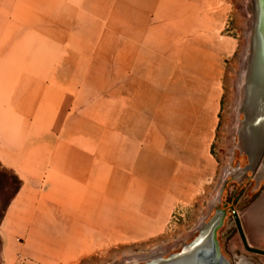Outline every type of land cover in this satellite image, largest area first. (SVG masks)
Here are the masks:
<instances>
[{"label": "rangeland", "instance_id": "rangeland-1", "mask_svg": "<svg viewBox=\"0 0 264 264\" xmlns=\"http://www.w3.org/2000/svg\"><path fill=\"white\" fill-rule=\"evenodd\" d=\"M248 10L0 0V264H122L192 240L232 164Z\"/></svg>", "mask_w": 264, "mask_h": 264}, {"label": "water", "instance_id": "water-1", "mask_svg": "<svg viewBox=\"0 0 264 264\" xmlns=\"http://www.w3.org/2000/svg\"><path fill=\"white\" fill-rule=\"evenodd\" d=\"M246 1L250 24L235 87L237 99L231 126L230 157L232 159L238 151L247 157L248 166L241 170L224 172L209 204L210 211H215L214 215L207 219L206 214L194 229L192 240H183L172 249L177 252H158L144 258L129 259L122 264H232L223 255L218 240V232L226 217V212L219 209V206L229 183L241 184L244 178H248V173L255 178L258 170L264 165V0ZM255 204L257 202L251 206ZM247 210L242 215L247 235L240 215L233 210L244 248L250 253L264 256V250L260 248L263 246H258L249 239L248 223L244 219ZM235 260L233 264H256L252 258L245 255L235 256Z\"/></svg>", "mask_w": 264, "mask_h": 264}, {"label": "flooded vegetation", "instance_id": "flooded-vegetation-1", "mask_svg": "<svg viewBox=\"0 0 264 264\" xmlns=\"http://www.w3.org/2000/svg\"><path fill=\"white\" fill-rule=\"evenodd\" d=\"M231 161H232V164H231V167L229 168L230 171H234L237 169L241 170V169H244L246 166H248L247 157L242 156L238 151H236L234 153V156H233ZM252 177H253L252 174L248 173V178H244L243 181L241 182V184H238L237 182H231L228 184V186L231 185V187L233 188V191H235V189L241 190L242 195H241L239 202H242L241 199L246 198L245 201L243 200V206L244 205L245 206L250 205L249 200H252V199H254L255 202H261L264 204V165L261 166V168L258 170L256 177L255 178H252ZM228 186H227V188H228ZM252 186H254L255 193H256L254 198L247 195V193H249L250 188ZM227 188L224 192V195L227 191ZM224 195H223V197H224ZM229 199H230V201H228L225 205V200H224V198H222V203L219 206V209H222L226 212L224 225L220 229V231L218 232V240H219V243L221 246V251H222L223 255L232 264L236 261L235 256L239 257L241 255H245L249 258H252V260L256 264H262V262H264V256L248 252L244 248L242 239L240 237V233L238 231L237 224H236V221H235L234 216H233V210L238 212L236 210V207H235L237 203L239 204V202H237L238 197L235 198L233 196V193H230ZM214 213H215V211H214ZM257 219H259V216H257ZM241 222H242V220H241ZM234 236L236 238H235V240L232 241ZM235 245H238V247L237 246L235 247ZM240 247H243L245 251H241ZM174 252H177V251H174ZM174 252H172V253H174Z\"/></svg>", "mask_w": 264, "mask_h": 264}, {"label": "bare ground", "instance_id": "bare-ground-1", "mask_svg": "<svg viewBox=\"0 0 264 264\" xmlns=\"http://www.w3.org/2000/svg\"><path fill=\"white\" fill-rule=\"evenodd\" d=\"M259 216V219H257ZM244 219L248 223L249 239L258 246H264V204L257 202L245 213Z\"/></svg>", "mask_w": 264, "mask_h": 264}, {"label": "crops", "instance_id": "crops-1", "mask_svg": "<svg viewBox=\"0 0 264 264\" xmlns=\"http://www.w3.org/2000/svg\"><path fill=\"white\" fill-rule=\"evenodd\" d=\"M84 209L86 210V207H84Z\"/></svg>", "mask_w": 264, "mask_h": 264}]
</instances>
